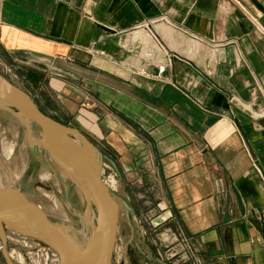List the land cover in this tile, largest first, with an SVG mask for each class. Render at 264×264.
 <instances>
[{"label": "crops", "instance_id": "0c3cea01", "mask_svg": "<svg viewBox=\"0 0 264 264\" xmlns=\"http://www.w3.org/2000/svg\"><path fill=\"white\" fill-rule=\"evenodd\" d=\"M0 64L113 157L143 259L264 264V0H0Z\"/></svg>", "mask_w": 264, "mask_h": 264}, {"label": "water", "instance_id": "95a60500", "mask_svg": "<svg viewBox=\"0 0 264 264\" xmlns=\"http://www.w3.org/2000/svg\"><path fill=\"white\" fill-rule=\"evenodd\" d=\"M0 109L15 115L27 129L31 124L40 128L38 143L82 189L87 206L94 207L96 215L90 242L77 250L72 237V233L80 234L77 230L52 221L24 192L0 187V227L46 243L57 252L61 264H112L119 202L101 178V163L106 156L76 124L70 126L45 114L27 91L1 71Z\"/></svg>", "mask_w": 264, "mask_h": 264}, {"label": "rangeland", "instance_id": "374dc122", "mask_svg": "<svg viewBox=\"0 0 264 264\" xmlns=\"http://www.w3.org/2000/svg\"><path fill=\"white\" fill-rule=\"evenodd\" d=\"M0 71L13 83L27 91L36 104L43 108L49 116L73 126V123L62 121L60 118L65 120L66 118L59 114V110L56 111L55 108L51 107L53 106L51 105L52 101L41 99L36 94V89L33 90L24 80L19 78L16 69L0 64ZM40 134L41 130L37 125L31 124L30 129H27L20 124L15 115L0 109V176H4L5 180L11 181L14 188L28 195L52 221H57L60 218L53 215L52 209L59 211L62 208V201H67L66 203L70 205L77 201L74 193H72L71 185L67 186L68 188L61 187L57 179L45 176L49 166L47 165L48 160L42 162L39 155L46 157V153L38 143ZM89 139L96 145L93 139L90 137ZM96 146L101 149L98 145ZM9 149L11 152L8 154ZM102 152L106 157H103L101 163V178L119 202V230L113 249L112 264H163V262H167L159 260L158 254L150 260L142 258V236L147 237L150 229L144 225L145 218L140 217L141 211H136L133 208V198L124 194L126 191L124 183L114 173L115 160L105 154L104 150ZM136 198L140 203L137 209L140 210L145 200L148 199L145 196ZM91 208L95 212L94 207ZM79 210L77 213H80L81 218H83L82 226H80L82 231L85 226H89V223L86 221L87 212H83L80 207ZM73 228L79 230L78 226ZM0 246H2L0 248V264H10L9 261L13 264H61L58 254L49 245L39 239L22 235L7 228L0 227ZM155 246L157 247V244ZM183 260L176 261V263L195 264L190 258L186 261Z\"/></svg>", "mask_w": 264, "mask_h": 264}, {"label": "bare ground", "instance_id": "6f19581e", "mask_svg": "<svg viewBox=\"0 0 264 264\" xmlns=\"http://www.w3.org/2000/svg\"><path fill=\"white\" fill-rule=\"evenodd\" d=\"M77 143L80 144L79 147L81 148V151L86 152L85 151V147L80 142H77ZM10 152H11V149L8 150V154ZM44 153H46L45 154L46 155L45 158L43 157V155H41V154H39V155H40V157L42 159V162L45 161L46 159L48 160V164L47 165L49 166L48 167L49 170H48V172L46 173L45 176L47 178L57 179L58 183L61 184V187L64 186V188H66L67 186L71 185V187H72V193H74L75 198H76L75 200L77 201L73 205L74 206H77L78 209L80 207L83 210V212L84 211L87 212V214H86V221L89 223V226L87 227L88 228V231L85 232V233H82L84 231V229H82V231H81V228L82 227H80V226H82L81 224L83 222V218H81L80 213L77 214V212H79V211H76L75 210L76 207H73V205H70V204L66 203L67 201H62V208L59 211H57L56 209H54V210L52 209L53 215H57V218L58 217L60 218V220H57L55 222H58V223L63 224L64 226H68L70 228H73L74 225H75V222L77 221L78 228H79V230H77V231L80 234H78V233L73 234L72 233V237L75 240V246H76L77 250H81L91 240V235L93 233V230L95 228V223H96V215H95V212H94L93 208H90V207L87 206V200H86V197H85V193L82 191V189L78 185H75L71 181V179L68 176V174H67L66 171H64L63 169H61L58 165H56L51 160V158L49 157V155L47 154V152L45 150H44ZM0 187L9 188V189L12 188L13 190L16 189V188H14L13 184L11 183V181L5 180L4 176H0ZM58 212H60V213H58ZM76 214L78 215L79 218L77 217ZM54 220H56V219H54Z\"/></svg>", "mask_w": 264, "mask_h": 264}, {"label": "flooded vegetation", "instance_id": "af4514ba", "mask_svg": "<svg viewBox=\"0 0 264 264\" xmlns=\"http://www.w3.org/2000/svg\"><path fill=\"white\" fill-rule=\"evenodd\" d=\"M73 206H74V205H73ZM74 207H76V208H75L76 211H80V210L78 209L77 206H74ZM77 214H79V213H77ZM77 214H76V215H77ZM77 217H78V215H77ZM78 218H79V217H78ZM76 226H78L77 221L75 222L74 227H76ZM87 231H88V228H87V226H85V227H84V231H83V233H85V232H87Z\"/></svg>", "mask_w": 264, "mask_h": 264}, {"label": "trees", "instance_id": "16d2710c", "mask_svg": "<svg viewBox=\"0 0 264 264\" xmlns=\"http://www.w3.org/2000/svg\"><path fill=\"white\" fill-rule=\"evenodd\" d=\"M45 114L49 115L46 111L43 110V108L39 107Z\"/></svg>", "mask_w": 264, "mask_h": 264}, {"label": "built area", "instance_id": "2783aa9c", "mask_svg": "<svg viewBox=\"0 0 264 264\" xmlns=\"http://www.w3.org/2000/svg\"><path fill=\"white\" fill-rule=\"evenodd\" d=\"M2 246H0V248H1ZM57 253V252H56ZM59 256V255H58Z\"/></svg>", "mask_w": 264, "mask_h": 264}]
</instances>
